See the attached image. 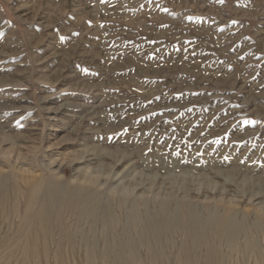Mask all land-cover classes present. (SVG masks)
Listing matches in <instances>:
<instances>
[{
	"label": "rangeland",
	"instance_id": "obj_1",
	"mask_svg": "<svg viewBox=\"0 0 264 264\" xmlns=\"http://www.w3.org/2000/svg\"><path fill=\"white\" fill-rule=\"evenodd\" d=\"M0 143V179L32 168L37 194L50 163L64 187L81 184L80 168L108 179L95 189L100 250L110 201L118 220L110 232L135 240L132 202L152 224L162 208L173 218L177 195L188 189L202 220L226 188L252 222L264 200L250 202L219 172L264 185V0H0ZM207 176L223 185L213 200L192 191ZM137 185L126 204L112 200L119 186ZM7 212L0 210V264H86L82 246L7 244L18 227ZM161 237L155 260L147 246H135L136 263L178 264L185 235Z\"/></svg>",
	"mask_w": 264,
	"mask_h": 264
},
{
	"label": "bare ground",
	"instance_id": "obj_2",
	"mask_svg": "<svg viewBox=\"0 0 264 264\" xmlns=\"http://www.w3.org/2000/svg\"><path fill=\"white\" fill-rule=\"evenodd\" d=\"M114 154L110 155L107 153L104 157L113 159L116 157H114ZM116 155L118 156V153ZM84 159L83 156H80L76 159V162L80 163ZM115 160L119 161L118 159ZM56 166L57 164L54 163L45 165V168L49 171V178L44 185L42 184L44 190L41 195L37 194L36 189L39 181L38 177L32 174V168L19 170L20 174L15 173L12 181L0 179V210L7 212L11 207V211L4 214L18 217L16 236L12 240L6 241L7 244L22 246L28 250L30 248L36 250L35 248L37 247L44 250L52 246L58 248L68 246L74 250L77 246H82L85 251L84 260L86 264H134L139 261V257L134 253V248L137 244L147 246L150 258L155 260L158 256V250L163 245L161 236L164 234L167 239V236L170 237L175 232H181L185 235L186 241L180 245L178 255L173 259L175 263L231 264V259L236 257L232 264H246L244 262L245 258L252 256V258L248 259H253L254 264H264V246H262L263 243L261 244V242H264V202L261 201L259 203L261 205L256 209L258 214L250 222L248 216L239 215L238 211L234 209L239 202L236 197L228 198L226 188L222 189L221 198L214 202L215 207L210 208L205 205L207 206L205 209L206 216L203 220L196 214L194 205L190 204L192 195L189 194V189L181 197L177 195L176 198H179L178 201L180 202L173 218H166L165 214L162 213L165 208H162V211L156 212V218L152 224L143 218L141 219L140 213L134 205L135 203L132 202L133 204L131 203L129 208V215H131V222L130 220L129 222L139 230V238L137 240L131 237L129 231L122 233L110 232L112 228L117 227L118 220L111 206L112 204H110L111 201L107 202L106 207L103 208L104 219L102 222L105 247L100 250L97 247L96 233L94 234V221L101 216L100 198L96 196L95 189L99 186H106L108 179L103 180L102 177H100L101 179L98 176L94 177V174H87L85 168H80L77 180L81 184L75 188H68L64 187L55 178L57 176L56 171L59 169ZM103 167L105 166L101 165L96 171L101 173ZM90 170L93 171L95 168L90 167ZM219 175L228 182L227 184H233L236 190L243 197L249 199L250 202H255L259 198L264 200V185L261 181L256 179V182L246 176H240L234 171L219 172ZM155 179L156 177L152 178V180ZM202 179L198 180L199 182L197 181L196 186L198 187L193 188L194 195L196 197L201 196L207 200L215 199L211 196L214 192L217 193L218 187L223 185L215 182L212 177L207 176ZM139 185L131 189L119 186L120 188H117L119 196L112 200L119 205L126 204L128 198L135 193ZM177 193L179 194V192ZM174 195L176 196V194ZM15 207L18 213L15 211ZM22 207H25V209L22 210ZM90 218L92 219L90 226L86 229L87 231H84L82 222ZM69 219L73 223L69 224L67 222ZM128 226L125 228H128ZM257 234L261 237V242L257 238ZM30 253H32V256L33 252ZM237 257L241 260H238Z\"/></svg>",
	"mask_w": 264,
	"mask_h": 264
}]
</instances>
